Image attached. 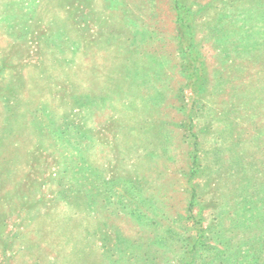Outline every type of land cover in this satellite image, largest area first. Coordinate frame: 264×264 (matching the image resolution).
I'll return each mask as SVG.
<instances>
[{"label": "rangeland", "instance_id": "1", "mask_svg": "<svg viewBox=\"0 0 264 264\" xmlns=\"http://www.w3.org/2000/svg\"><path fill=\"white\" fill-rule=\"evenodd\" d=\"M0 264H264V0H0Z\"/></svg>", "mask_w": 264, "mask_h": 264}]
</instances>
